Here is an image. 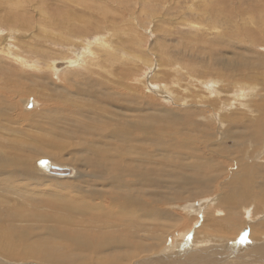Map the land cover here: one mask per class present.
I'll return each mask as SVG.
<instances>
[{
  "label": "rangeland",
  "instance_id": "374dc122",
  "mask_svg": "<svg viewBox=\"0 0 264 264\" xmlns=\"http://www.w3.org/2000/svg\"><path fill=\"white\" fill-rule=\"evenodd\" d=\"M81 2L85 0H0V18L6 17L12 20L15 17L18 20L23 19L27 24L24 27L27 31L18 32L17 27L11 31L7 23H0V46L2 45L4 51V53L0 51V83L7 80L9 84L6 83L5 87L14 90L12 94L7 92L10 90L5 87H0V146L8 145L15 139L13 142H16L19 149L29 144L28 147H36L38 151L32 155L24 149L25 147L23 148V151L31 155V159L27 162L31 174L28 178L30 180H22L17 173L13 176L10 174L11 171L0 173V209H12L15 204L12 199L2 196L4 190L12 187L11 191L15 194L24 193L22 201H26L24 199L29 201L18 202L22 208L54 216L52 219H38L32 216L28 220L14 223L15 228L24 233L13 238L15 248L26 247L34 241L51 239L52 236L48 235L47 229L52 225L55 229L56 225H59L58 221H55L59 211L54 212V206L58 208L67 206L66 201L69 200L66 197L71 195L74 199L71 202L82 200L86 196L83 188L76 190L73 184L78 185L80 182H83V185L93 184L97 188L95 195L101 189L100 184L103 182L99 175L97 176L84 163V156L88 153L76 147L80 140L73 137V133L79 127L93 131L98 127L96 122L88 121L90 116L84 114L83 110V103H87L88 108H91L95 106V102L90 98H81L79 90H91L92 88L86 83L94 78L107 80L101 75L105 73L104 71L113 74L114 70H118L116 73L119 74L120 71L130 69V73L131 69L147 62L146 65L149 63V67L147 66L148 70L144 74L136 77H120L115 81L121 88L141 91L144 97L155 99L160 108L168 111L169 115L166 112H158L162 118L157 123L162 127L172 120L177 122L185 110L195 112L193 120L181 119L179 122L186 123V130H194L193 139L186 134L180 137L178 134L167 137L166 135L173 128L167 126L169 132L165 131L166 134L162 135L159 143L161 145L172 139L173 146L171 150H167L169 153L167 158L162 156L165 148H159L162 149L159 156L162 166L168 165L167 162L170 163L162 167L164 183L160 190L161 202L151 206L147 198L144 199V203L142 198H139L140 202L145 204L140 205L143 209L153 213L155 208V211L161 212L162 221L158 217L157 225L155 222H150V219L148 222L147 218L141 221L146 230H149L151 224L160 228L159 240L155 246L154 241H150L146 234L143 241L145 240L147 244L151 242L155 248L145 254L133 255L130 261L121 264H180L178 261L190 263L195 259L199 260L198 264H264L256 252L250 253L243 247L245 239L251 235V232L256 233L259 227H264V187L253 189V193L261 199L258 205L260 208L255 206L258 201L255 197L251 201L253 204L250 202L251 206L245 208L241 207L238 200L239 189H233L232 185L230 187L228 185L245 164L249 165L250 171L254 168L258 182L263 181L264 177V146L261 155L256 156L257 149L262 143L256 139H264V136L255 139V133L252 132H247L244 136L242 130L244 126L246 128L249 125V122L250 126H257L258 122L264 125L262 120L264 117V0H91L84 3L91 6L95 4L97 9L100 8L96 9L97 12L90 8L85 10ZM119 2H125L124 11L120 8ZM9 7L13 10L7 9ZM83 10L85 15H82ZM106 10L115 11V14L107 19L112 23L102 25V22H106L102 15ZM94 12L96 15L93 14ZM86 17H91L92 21L94 18L95 21L86 24L90 26L89 40L84 42L73 36L76 42L72 37L64 41L59 36L68 37L63 26L70 24L82 30L85 25H82V22L88 20ZM50 18L56 19L60 24L54 28L55 31H51L46 22ZM99 28H109V32L99 30L100 33L102 32L99 36L103 37L97 38L96 33ZM108 37L111 48L118 49L117 55L113 57L101 54L90 58L87 51L88 41L92 44L98 41L103 45L107 42L105 38ZM104 49L106 50H102L103 53L108 51L107 47ZM77 58L89 61L80 69H74L75 65L74 68H66V63ZM137 58L141 61L138 62ZM222 58L225 60L219 63L223 68L215 65L217 63L215 59ZM110 60L118 61L119 64L113 65L112 69L105 68ZM50 61H56V64L65 63V67L58 69L61 82L50 74V72L56 73L51 67L50 72L46 69ZM18 62L29 65L23 66ZM32 64L34 67L39 65L42 69L40 72L43 71L45 76L40 77L39 71L34 68L32 70ZM191 71L199 72L202 78L204 76L205 82L217 80L223 75L225 78L223 81L219 80L221 81L219 87L212 82L207 85L203 81L193 82L194 77L189 76ZM217 75L218 78L215 77ZM24 76L26 78H22ZM27 76H30V79ZM229 76L232 79L228 78ZM149 81L154 83V86L139 85L140 82ZM237 84L238 88H236ZM213 86L217 87L216 92ZM225 88L226 90H223ZM249 89L253 91L250 92ZM235 91L237 93H234ZM49 95L59 97L55 102L47 103L44 99ZM109 103L108 108L111 111L115 113L121 111L116 108L117 102ZM224 103L227 106L222 105ZM123 111L128 114L127 108ZM128 116L131 118L132 115L128 114ZM175 128L182 126L177 124ZM66 129L70 130V134L65 132ZM239 134L240 137H246L240 142L245 141L243 144L236 142ZM85 137L91 138L90 135ZM92 140L98 149L99 137L94 136ZM102 141L108 142L109 139L103 138ZM19 143L23 146L20 147ZM121 156L126 159L123 154ZM207 158L209 165L206 166ZM41 162H44V166L50 164L73 170L77 177L75 173L72 177L63 176L64 179L49 174L45 167L41 169L39 165L38 168L37 164ZM197 163L204 168L198 169ZM179 164L183 169L178 166ZM0 166V168L5 167L2 164ZM9 166L6 165V169ZM187 166L189 170L193 167L198 171L201 170L200 173L205 169L203 176L204 173L211 172L210 175L213 176L209 183L204 177L202 179L201 184L206 188L205 190H201L200 193L193 192V188H190L189 192L182 191L180 187L187 184L179 181L191 174L187 171ZM16 169L20 171L22 168ZM115 171L122 174L120 168ZM170 180L175 184L171 185ZM169 186L174 189H168ZM175 194L179 195V199L175 200ZM94 198L96 201L92 203H97V197ZM128 207L127 209L130 210L133 206ZM117 213L113 210L110 215L116 223ZM141 214L142 209H139L135 218H127L122 225L131 226V222H136L137 216ZM66 226L70 231L83 232L86 239L90 237L87 244L99 241L95 237L92 238L95 234L94 229L87 232L89 229H84V225ZM100 228L101 226L99 230ZM119 228L120 226L115 230ZM105 229L107 227L101 230ZM99 230L98 228L95 230L96 234ZM103 234L101 232L102 236ZM256 240L259 239H252V242ZM58 241L69 250L66 240ZM238 241L240 244H237ZM81 254L86 255V258L89 257L90 264L105 263L111 256V252L89 254L83 248ZM1 255L2 253H0V264H54L48 260L42 262V259L9 260ZM64 256L67 257L66 254Z\"/></svg>",
  "mask_w": 264,
  "mask_h": 264
},
{
  "label": "bare ground",
  "instance_id": "6f19581e",
  "mask_svg": "<svg viewBox=\"0 0 264 264\" xmlns=\"http://www.w3.org/2000/svg\"><path fill=\"white\" fill-rule=\"evenodd\" d=\"M88 1H91V0H85V2H88ZM98 1H100V0H98ZM85 2H81L82 5L84 6L85 10L87 8H90L91 10L94 9V11L97 12V10L100 9V8L97 9L95 4H94V6H95L94 7V6H91L88 4H84ZM105 3L107 4V2H105ZM7 4H9V3H7ZM119 4H120V8L122 9V11H124L125 10V2H119ZM7 9L13 10V8H10V7ZM85 10L81 11L82 15H85L84 14ZM107 10L102 13V15L104 16V21H106V22H102V25H108L107 24L108 22L112 23L111 20H107V19L112 17L115 14V11L112 12V11H107ZM95 12L93 13L94 15H96ZM87 19L88 20H85L84 22H82V25L85 24L84 27L82 28V30H78L76 27H74V24H70L68 26H63L66 29V35L68 37H62L61 35H59V36L62 39H64V41H68L70 39V37H72L74 42H76L73 36H76L75 38L81 39L83 41L89 40L90 37H88V33L90 30V26L86 25V24H88L89 21L92 23L95 21H94V18L92 21L91 17L87 18ZM46 22H47L48 26L51 28V31H55L54 28L56 26H60L59 22L56 19L50 18ZM65 22H67V21H65ZM0 23H7V26L9 29H11V31H14V29H16V27L18 28L17 29L18 32L19 31L20 32L21 31H27L24 28L27 24L25 23V21L23 19L18 20L17 18L14 17L12 20H10L6 17H1ZM99 30H103V32L104 31L109 32V28H106V29L105 28H103V29L99 28L97 30V33H96L97 38L103 37V36H99V34L101 35V33H102V32L100 33ZM57 33H59V32H57ZM105 41H107V42H105L103 45L101 42H98V41H96L94 44H92V42L88 41L89 47L87 46V48H88L87 51L89 52L90 58H94L96 55L99 56L101 54L113 56V57H115L117 55L118 49L117 48H111V45L108 42V41H110V37L105 38ZM1 46H0V51H3ZM17 47H20V46H17ZM106 47L108 48V51L103 53L102 50H106V49H104ZM209 50L211 51V49H209ZM85 51H86V49H85ZM27 52H29V51H27ZM3 53H4V51H3ZM14 56H15V54H14ZM18 59L19 58L17 57V60ZM216 59H217V57H216ZM216 59H215V61H217V63L215 65L221 66L223 68V66L220 65L219 62H223L225 59H223V58L219 59V60H216ZM71 61L72 62L66 63V68H69V69L74 68L73 67L74 65H75L74 69L83 68L89 60L84 61L82 59L77 58L75 61H73V60H71ZM79 61H80V63H78ZM137 61L139 62L141 60H138V58H137ZM18 63L23 65V66H24V64H25V66L29 65L28 63H21V62H18ZM146 63L145 62L143 64L141 63V64H139V66H137L138 65L137 64L136 65L137 67L134 69H131L132 71L130 73H129L130 69L120 71L119 74L116 73V71H118V70H116V71L114 70L113 74H111L109 71H107V72L104 71L105 73H101V75L103 77L107 78V80L94 78V79H92L86 83V85H88L92 88L91 90H79L78 93L81 96V98H85V99L90 98L95 102V106H93L91 108H88L89 106L87 103H83V108H84L83 110H84V114H88L90 116L88 121L96 122L98 124V127H97L96 131H93L91 129H86L84 127H79L78 130L73 133V137L80 140L78 145H76V147L78 149L84 150L86 153H88L86 156H84L85 165L88 166L89 168H91L97 176L99 175V178L103 182V184H100L101 189L98 192L96 191L97 192L96 195H95V190L97 188L93 184L83 185V182L78 183V185L73 184L74 188H76V190H79L80 187L83 188L84 192L86 193V196H84L85 198H83L82 200H79V201L75 200V201L71 202L73 199L72 195H71V196L66 197L69 200V201H66V204H68L67 206H62L60 208H58V206H54V212L59 211V214H56L57 218L55 220V221H58L59 225H56L57 227L55 229L53 228V225L50 226L51 228L47 229L48 235L52 236L51 239H46L45 241H34L31 244L28 243L29 245H27L26 247L19 246L18 249L15 248L13 238L15 236H18V235H24V233L19 232V229L15 228L14 223H16L18 221L19 222L25 221L26 219L28 220L32 216H36V218H38V219H40V218L52 219L54 216L48 215L45 213H36L32 209H29V208H27V209L22 208L20 203H18V202H23V203H26V201L29 202L27 199H24L26 201H22L24 193L15 194L14 192L11 191L12 187L8 188V190H4V194L2 196L9 198V199H12L13 202H15V204L12 206V209H8V210L0 209V253H2V255H4L3 257H7L9 260H18V261H20V259H24V260L28 259L29 260V258L30 259H42V262L44 260H48L49 262L51 261L54 264H59V263L63 264L66 262H69L66 264H78V263L90 264V260L88 259L89 257L86 258V255L81 254V249L83 248L89 254L111 252V256L108 259V261L105 263H102V264H121L123 262L130 261V259H131L130 257H132L133 255L140 254V253L145 254L146 252H150L155 248V246L159 240L160 228H157L156 226H153L151 224L149 230H146L142 226L141 221H144L147 218L148 222L150 219L151 220L150 222L156 223V221H158V217L160 219L161 212L155 211V208H153L154 210L152 213V212H149L148 210L143 209L142 207H140V205H145L143 203L145 201L144 199H146V198H147V201L150 202L149 204L151 206H152V204L158 205L161 202V199H160V192L161 191L160 190L163 186L162 184L164 183L163 182L164 180L162 178L164 171L162 173V167L164 168V167L168 166L170 163L167 162L168 165L162 166L163 163L159 161V158H161L159 156H160V152L162 149L159 150V148H161V147L165 148V149L163 148L164 151H163L162 156L167 158L169 156V153H167V150H171V148L173 146V142H172V139H170V140H168L167 143L163 142V144L160 145L159 140L162 138V135L165 133V131H167V133L169 132V129H167V126L173 127L172 128L173 130L171 129L172 132L170 130L169 134L166 135L167 137H174L177 134L180 137L181 135L186 134L189 136L190 139H193V132L192 131H194V130L188 131L189 130L188 128H187L188 130H186L185 128L187 126H185L186 123L184 121L189 120L190 118L192 119L195 112L185 110L182 114L183 116H180L177 119V122H172L173 121L172 120L170 123H166V125L162 127L157 123V122L161 121V118H162L159 116L158 112H166L169 115L168 111L160 108L157 104L158 102H156L155 99H153L151 97H144L143 94L141 93V91H139V90H136V91L135 90H127V89L121 88L118 85V83L115 81L116 78H120V77H123V78H126L128 76L136 77L137 75L140 76V75L144 74L148 70V67H149L148 66L149 63L147 65H146ZM55 64H56V61H50L47 64L46 69L50 72V67H51V69L56 73L50 72V74L56 76L57 77L56 79H58V82H61L60 77H59L60 73H58L59 72L58 69L65 67L64 66L65 63L64 62L63 63H57L56 67L54 66ZM115 64H119V62L114 61V60H110L108 62V64L105 66V68H111L112 69V68H114L113 65H115ZM33 68L39 72L42 70L39 65H38V67H34L32 64V70H33ZM219 69H221V68H219ZM133 71H135V72H133ZM42 72L39 73L40 77L45 76V74H43ZM195 73H192V71H191V73L189 75L190 78L194 77L192 79L193 82L195 80L198 82L203 81L207 85H209V83L212 82L213 84H215L218 87L220 86V83H221V81H219V80L222 79V81H223V79L225 78L223 75L222 76L223 78L220 76L219 79H217V80H215L213 78L214 80H210V82H205L204 76L202 78V76L199 74V72H197L196 74ZM219 75H217L215 77L218 78ZM54 76H53V78H54ZM40 77H38V78L40 79ZM22 78H26V76H24ZM27 78L30 79V76H27ZM155 78H154V80H155ZM228 78L232 79L231 76H229ZM155 82H156V80H155ZM6 83L9 84V82H7V80H4L3 83H0V87H5ZM139 85H142V86L147 85V86L152 87V86H154V83H152L150 81L149 82H142V83L140 82ZM216 86L212 87L215 90V92L217 89ZM236 86H237L236 88H238L239 85L237 84ZM39 87L41 88V86H39ZM212 88H210V89H212ZM248 88H250V87H248ZM5 89L10 90L7 92L14 94L13 93L14 90L12 88L5 87ZM23 89H25V88H23ZM223 90H226V88ZM240 90H242V89H240ZM243 90H245V89L243 88ZM248 91H250V89ZM251 91H253V90H251ZM159 92H160V90H159ZM234 93H237V92L235 91ZM58 97L59 96L49 95L47 98L44 99V101L47 103H53V102H55L56 98H58ZM239 98H240V96H239ZM242 99H240V100H242ZM259 99L260 98H258V100ZM110 101L111 102H117L118 107L116 106V108H117V110L120 109L121 111H118V113L111 111L110 108H108V107H110V103H109ZM236 102H238V101H236ZM222 105L227 106V104H225V103ZM124 107H126L128 109V114L132 115L131 118H129L128 114L123 111V110H126V108H124ZM225 109H226V107L224 108V110ZM147 110H149L150 112H148ZM153 110H155V111H153ZM220 112H221V109H220ZM173 114H175V113H173ZM173 114H170V115H173ZM179 115H181V114H179ZM211 118H213V117H211ZM172 119H174V118H172ZM181 119L184 120L183 121L184 123L183 122L179 123ZM257 120H259V119H257ZM262 120H264V117ZM227 121H229V120H227ZM258 123L259 124L257 126H250V122H249V125L246 128H244L245 127L244 126L242 128L244 136H246L247 132H252V133H255L254 134L255 139L260 138L261 136L263 137L264 136V133H263L264 125H261L260 122H258ZM177 124H180L183 129L182 128H175ZM233 129H236V128H233ZM230 131L228 132V134L232 132V131L231 132ZM65 132L67 134H70L69 129H66ZM196 134L198 135V133H196ZM86 135H90L91 138L90 139L86 138L85 137ZM94 136L99 137L98 149H100V150H98L96 148V146L94 145V140H92V138ZM244 136L240 137V134H239V137L237 136L238 141L235 140L236 142H238L237 144L242 142L243 138H246ZM103 138H108L109 141L103 142L102 141ZM230 138H229V141H230ZM248 138H249V136H248ZM22 139H24V138H22ZM14 140L15 139H13L8 145L0 146V164L5 165V167L0 168V173H6V172L11 171L10 174H12L13 176H14V173H17L22 180H30L28 178L31 176V174H30V170H29V164L27 162L29 161L28 159H31L30 154L33 155V154L38 153L37 148L36 147L30 148L31 146L28 147L29 144H25L23 146V145H21V143H19L20 147L23 146L22 149H19L17 147V145L15 144L16 142H13ZM188 140L189 139H187V141ZM256 140L258 142H262V143H260V145L257 149V153H256V156L257 155L260 156L262 153L261 150L264 146V144H263L264 139L261 138V139H256ZM194 141H195V139H194ZM246 141H247V139H246ZM250 141H252V140H250ZM134 142H136L137 144L134 145L135 144ZM243 143H240V144H243ZM186 144L187 143H185V145ZM104 145L106 146V148H104ZM250 146L251 145H249V147ZM6 148H8V150H6ZM23 148L26 149L30 154L23 151ZM122 154L124 156H126V159H124L121 156ZM196 157H201V156H196ZM195 159H197V158H195ZM198 160H200V158H198ZM203 160H205V159H203ZM164 164H165V162H164ZM189 164H190V162H189ZM6 165H10V166L6 169ZM37 165H38V168L40 165V168L42 169V167H45L47 164L44 166V162H41ZM61 165L62 164H60V166ZM205 165L206 166L209 165V159L208 158H207V162L205 161ZM178 166H180V164ZM190 166L192 167V165H190ZM15 167L16 168L21 167L22 169L20 171H17V169ZM184 167H186V164ZM188 167L189 166H187V169H188ZM196 167L198 169H201L200 167H203V166L198 165V163H197ZM63 168H65V167H63ZM117 168H120V172L122 174L116 173L115 170ZM193 168H195V167H193ZM193 168L191 170H189V169L187 170V171H189V173L191 172L190 176L187 172H184L185 174L187 173L188 175L183 180L179 181V183L187 184L184 187H182V186L180 187L183 192L184 191L189 192L190 191L189 189L193 188V192L200 193L201 190L206 189L205 187H204L205 188L204 189L202 184H201L203 177L207 181V183H209L212 180L211 178L213 175L212 176L210 175L211 172H208V174L204 173V176H203V172L205 169H202L203 171H202V173H200L201 170H199L200 171L199 172L198 170L193 169ZM243 168H244V171H243ZM165 169H167V168H165ZM181 169H183V168L181 167ZM74 170L76 172H79L76 169H74ZM208 171H210V170L208 169ZM73 173H75V172L72 170L71 174L68 176L72 177L74 175ZM165 173H166V171H165ZM255 173L256 172H255L254 168H252V170L250 171L249 165L245 164L244 167H242L241 172L237 173L234 176L233 181L230 184H228L229 187L232 185L233 189H239L237 196H238V200L240 201L241 207L246 208L248 205L251 206L250 202L252 201V199L254 197H255V199L258 200L256 202L255 206H257V208L259 207L258 206L260 204L259 200H261V199H259L257 197V195H255V193H253V189L264 187V177L262 179L263 181H261V182L259 181L260 182L259 183L256 180ZM185 174L183 176H185ZM170 175H171V173H170ZM75 177H77L76 173H75ZM59 178L64 179L63 176L59 177ZM169 183L171 185L175 184V182L173 180H170ZM70 186H72V185H70ZM168 189L173 190L174 188L169 186ZM76 193H78V191ZM93 195H95L97 197V203H92V201L95 200V198H94L95 196L93 197ZM161 197L164 198L162 195H161ZM139 198L141 200H143V203L140 202ZM77 199H78V197H77ZM176 199H179V195L175 194V200ZM69 202H71V203H69ZM112 202H116V203H112ZM114 204H116V205H114ZM128 206H133V207L130 208V210H128L129 209ZM139 209H142V214L137 216L138 219L136 218L137 219L136 222H134V221L131 222V226H128L125 224L122 225V223L127 218H129V219L131 217L135 218L137 211ZM110 210L111 211L115 210L118 212L117 214H115L117 216L116 217L117 223L113 220V218H110V215H111ZM150 210H152V209H150ZM169 216H171V215H169ZM134 218H132V219L134 220ZM111 220H113V221L110 223ZM127 221H129V220H127ZM157 223H156V225H157ZM66 225H79V226L84 225L85 226V227H83L84 229L85 228L89 229V231H87V232H90V230L93 231V229H94L95 234L92 236V238L95 237V239L99 240V241L94 242V243L90 242L89 244H87L86 242L88 241V239L90 237L88 239H86V237L83 236V232L77 231L76 229H75L76 231H70ZM148 225H149V223H148ZM100 226H101L100 230L103 229L104 227L105 228L107 227V229L101 230V232L104 233L103 236L101 235V232L99 230ZM119 226H120L119 230H115ZM97 228L99 231L96 234L95 230H97ZM216 231L219 232V230H217V229H216ZM90 234H92V233H90ZM146 234H147V237L150 239V241L151 240L154 241L155 246L151 242L147 244L145 242V240L143 241ZM161 237H162V235H161ZM240 238H242V237H240ZM251 238L254 240L259 239L256 241H261V242H258V243L256 241L252 242ZM62 239L66 240L67 245L69 247V250L65 249L59 243L58 240H62ZM222 240L227 241L225 239H222ZM147 242H148V240H147ZM238 242H237V244H240V242L239 243ZM242 243H244V242H242ZM159 244H160V242H159ZM243 247L246 248L247 249L246 251H249L250 253L256 252L258 254V257L263 260L262 262H264V227L263 226L259 227V230L256 231V233L251 232V235L245 239V244L243 245ZM32 251H34L33 252L34 255H32L33 254ZM64 254H66L67 257H65ZM82 256H85V257H82ZM3 259L4 258H2V260ZM178 262H180V264H198L199 260L198 259L191 260L190 263L184 262V261H178Z\"/></svg>",
  "mask_w": 264,
  "mask_h": 264
},
{
  "label": "water",
  "instance_id": "95a60500",
  "mask_svg": "<svg viewBox=\"0 0 264 264\" xmlns=\"http://www.w3.org/2000/svg\"><path fill=\"white\" fill-rule=\"evenodd\" d=\"M49 174L57 177L67 176L71 173L68 168H62L54 165L47 164L44 168Z\"/></svg>",
  "mask_w": 264,
  "mask_h": 264
}]
</instances>
